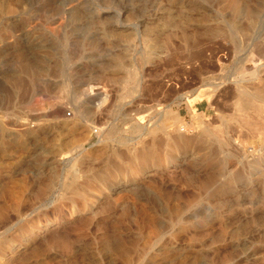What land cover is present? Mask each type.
I'll list each match as a JSON object with an SVG mask.
<instances>
[{"label": "rangeland", "instance_id": "rangeland-1", "mask_svg": "<svg viewBox=\"0 0 264 264\" xmlns=\"http://www.w3.org/2000/svg\"><path fill=\"white\" fill-rule=\"evenodd\" d=\"M256 124L264 0H0V264H264Z\"/></svg>", "mask_w": 264, "mask_h": 264}, {"label": "bare ground", "instance_id": "bare-ground-1", "mask_svg": "<svg viewBox=\"0 0 264 264\" xmlns=\"http://www.w3.org/2000/svg\"><path fill=\"white\" fill-rule=\"evenodd\" d=\"M246 101V100H245ZM247 102V101H246ZM240 104V103H239ZM241 106V105H240ZM241 109V108H240ZM244 121V120H243ZM261 123V122H260ZM208 127H206L205 129H204V135L205 136H208V135H210V130L209 129H207ZM182 130V129H181ZM254 133L253 134H255V136L257 135V136H263L264 137V125H261V126H258L257 124H256V127H255V131H253ZM178 133V132H177ZM181 133V132H180ZM253 136V135H252ZM180 137V136H179ZM257 138V137H256ZM261 138V137H260ZM181 139V138H180ZM200 139V138H199ZM262 140V139H261ZM182 141V140H181ZM196 141V140H195ZM263 141H264V139H263ZM183 142V141H182ZM183 144V143H182ZM264 147V146H263ZM262 149V148H261ZM259 150V149H258ZM255 154V152L253 151L252 152V154ZM152 154H154V153H152ZM135 155V158L137 159V161L141 164V159H140V157L141 156H139L137 153H135L134 154ZM142 158H144V157H142ZM263 158H264V151L262 152V153H260L259 154V156L257 157V161H260V160H262L263 161Z\"/></svg>", "mask_w": 264, "mask_h": 264}, {"label": "built area", "instance_id": "built-area-1", "mask_svg": "<svg viewBox=\"0 0 264 264\" xmlns=\"http://www.w3.org/2000/svg\"><path fill=\"white\" fill-rule=\"evenodd\" d=\"M91 136L95 139L98 140L101 136V130L97 127H92L91 131Z\"/></svg>", "mask_w": 264, "mask_h": 264}]
</instances>
